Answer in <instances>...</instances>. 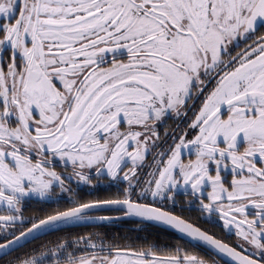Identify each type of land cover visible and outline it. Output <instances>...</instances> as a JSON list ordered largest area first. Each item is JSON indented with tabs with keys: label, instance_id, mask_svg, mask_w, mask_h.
Instances as JSON below:
<instances>
[{
	"label": "snow or ice",
	"instance_id": "6c2138e0",
	"mask_svg": "<svg viewBox=\"0 0 264 264\" xmlns=\"http://www.w3.org/2000/svg\"><path fill=\"white\" fill-rule=\"evenodd\" d=\"M0 264H264V0H0Z\"/></svg>",
	"mask_w": 264,
	"mask_h": 264
}]
</instances>
